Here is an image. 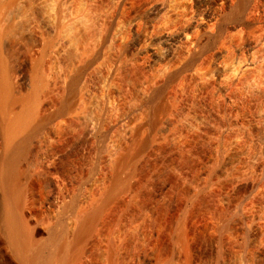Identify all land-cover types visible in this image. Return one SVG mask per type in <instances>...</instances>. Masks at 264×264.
<instances>
[{"label": "bare ground", "instance_id": "obj_1", "mask_svg": "<svg viewBox=\"0 0 264 264\" xmlns=\"http://www.w3.org/2000/svg\"><path fill=\"white\" fill-rule=\"evenodd\" d=\"M98 1L83 0L74 10L71 0H0V191H3L0 196V240L6 243L2 264H145L144 253L150 240L146 238L144 229L153 215H159L160 210L145 208L146 191L139 189L141 183L138 180L134 181V178L125 176L123 172L114 174L113 183L109 181L112 184L107 185V188L111 185L109 189L105 187L106 190L101 193L104 187L98 186L96 191H100V194L92 192L83 196L81 202L71 208L62 206L63 201H67V194L62 192L64 186L53 172V165L68 148L73 132L85 127V137L89 140L97 138L100 132L108 134L111 130H121L122 133L119 132L124 142L129 140V135L135 130L148 127L151 134H155L156 141H159L161 137L171 135L177 126L192 125L194 120L191 116H181L175 111L165 112L160 121L157 120L159 123L155 121V115L158 114L153 112L149 114H154V119L148 121L141 118L136 122L135 129L130 125L136 114L146 111L147 100L154 98L151 89H161L169 80L177 79V74L181 75V71L191 61L196 64L190 66L192 71L200 74L202 80L212 78L209 83L216 84L224 97L232 87L240 84L251 90L262 85L264 0H177V3L173 1L175 5L172 0H152L145 3V14L129 19L126 26H122L123 17L129 3L135 0H108L104 7L96 9ZM28 4H33L34 8L41 11L40 20H36L38 23L35 22V26L31 24L34 26L31 32L37 36L34 52L46 58L49 55L51 61L49 72L44 67L46 65L40 67L45 58L40 57L43 60L39 63L33 62L40 65L36 69L33 67L37 72L33 69L35 74L31 73L35 75L34 79H26L30 81V88L27 84L26 91L16 92L7 71L5 47L7 37L17 31L18 23L27 14ZM174 6L187 16V21L176 28L170 25L153 33L150 27L153 20ZM140 22H144L145 26L138 31L136 27L141 25ZM222 22H228L227 26H221L225 24ZM123 29L127 34H124ZM250 31L259 34V37H249L246 41L245 34ZM242 38L246 41L244 46L238 43ZM211 41H215V44L206 53L205 47ZM184 46L186 50L178 58V49ZM112 49L115 52H111ZM255 50L260 51L258 55L241 59L245 52L253 55ZM108 54L109 60L105 59ZM206 54L211 55L214 64L210 73L202 71ZM228 54L231 55L230 61L225 59ZM144 55L149 57L146 61L154 78L152 76L146 80L150 82L147 86L151 88H146L145 82L136 87L142 93V99L146 100L134 105L130 93L126 92V104L122 108L123 112H120L116 105L118 103L113 102V99L111 101L105 91L111 88L114 77L122 74L125 64L135 63L138 59L140 61ZM236 62L240 64V79L239 75L233 73ZM159 98L156 103L152 102L160 104ZM154 103V107H158ZM112 117L114 120L108 122L107 119ZM254 120L258 124L264 123V108ZM45 122L47 126H44ZM42 127H48L49 130L45 128L47 131H44ZM106 137L108 139L100 143L102 153L98 157L101 158L98 164L118 159V143ZM258 141L256 139V147L253 144L257 148L253 156L247 157L248 161L238 170L234 168L233 176L240 173L258 176L257 173L264 170V142ZM149 152L145 150L141 160L147 158ZM141 162L139 160V164ZM101 164L102 168L104 164ZM35 181L45 184L46 196L43 190L37 189ZM134 196L139 198L138 201L135 199V203L130 199ZM207 202L204 192H195L191 200V212L204 213ZM250 203L257 208L252 218L256 225L253 231L255 234H264V191ZM217 221L216 233L212 235L211 242H214V246L223 247L230 242L226 235V222L223 217ZM177 238L182 239V236ZM163 255L156 254V258L153 257L155 259L146 260L148 264H166ZM185 262L180 258V264ZM236 264H248V261L242 257Z\"/></svg>", "mask_w": 264, "mask_h": 264}, {"label": "rangeland", "instance_id": "obj_2", "mask_svg": "<svg viewBox=\"0 0 264 264\" xmlns=\"http://www.w3.org/2000/svg\"><path fill=\"white\" fill-rule=\"evenodd\" d=\"M81 1L83 0H71L73 3L71 4L75 8L71 7L76 10L77 5ZM148 1L150 2L152 0H135V3H129L127 6L128 8L126 9V14L123 17L122 24H124L122 26H126L125 23H128L131 19L138 17L139 15H144L146 7H143ZM173 1L175 2L177 0H172L171 2L174 3ZM107 2L108 0H99L96 9L104 7ZM175 3L173 5H175ZM27 6L28 11L26 10V7H23L25 8V11H27V14H25L27 17L24 15L22 20L18 23L19 26L17 24V31L15 30V33L13 32L7 37L8 43H6L7 47H5V51L7 52H5V55H7L6 60L8 61L7 71L9 72V78L11 79L16 92H21L23 90L26 91L27 84L29 89L30 81L28 82L26 79H34L33 77L35 75L32 76L31 73H34L35 71L37 74L35 69L36 67H39L40 64V67L46 65L44 67L48 71V66L51 61L49 60V55H46L48 56L46 58L45 55H37L38 53L36 54L34 52L37 36L35 33L31 32V30L32 27L35 26V22L38 23L36 20H40L39 17L41 16V11L36 7L34 8L33 4H28ZM175 7L176 6H174V8ZM23 8L22 10L24 11ZM174 8L171 7L169 12L153 20V23L150 25L153 33H158L164 27H170V25L172 28H176L183 24L184 21H187L185 20L187 16L185 17L180 9L175 8L174 11ZM227 23L228 22H222L223 25L221 26L225 27L227 26ZM144 26L145 24L142 22L141 25L139 24V26L136 27V29L141 31L144 29ZM122 31L124 34H127L125 29ZM249 33L245 34L246 41L249 37H259V34L255 35L252 31ZM244 39L242 38V41L239 39L240 42L238 43L241 46L246 44V41H243ZM214 44L215 41H211L205 47V52L209 53L208 51H210ZM117 48L120 47L117 46ZM112 50L111 52H115ZM118 50V52H120V49ZM178 50V58H181L186 47H181ZM258 52L260 51L255 50L253 55L248 54L249 52H245V55H241V59L251 58ZM228 55L229 56L225 58L226 60H229V58L231 59V55ZM37 57L39 60H37ZM40 57L45 59L43 60ZM148 58L147 55H144L140 58V61H138V59L136 60L137 62L130 63L131 65L125 64L122 68V70L124 69L122 71L123 75H116V78L114 77V81H112L111 88L105 91V94L108 92L107 97H110L109 99H111V101L113 99V102L118 103L116 105H118L120 112H123L122 108L124 103L126 104V101H124V95L126 92L130 93V96L132 97L131 103L134 105L146 100L142 99V93L139 92L137 87L141 82L146 83V88H148V86L150 87V85L147 86L149 81L146 82V80H149L152 76L154 78L152 71L149 70L148 61H146V59L149 60ZM105 59L109 60V54L108 58ZM40 60L45 62L37 64L38 66L33 63H36V61L40 62ZM193 63L191 61L187 64L189 68L186 66L185 70L181 71V75L177 74L176 81L169 80L167 84L160 87L161 89L157 88L155 91H153L154 89H151L153 95L152 98L156 97V100L150 98L151 100L149 101L152 104L147 100V105L149 106V104H151L149 107H146L147 109L145 110L147 112L142 111L136 114L130 122L132 128L135 129L136 122H139L142 119L148 121L151 120V118L154 119V114H158V116L155 115V121L156 123H159L157 120L160 121V118L165 112H179L181 116H191L194 120L192 125L186 127L177 126L174 128L175 130H172L173 133L171 135L166 137L163 136L159 141H156L155 134H151L148 127L138 129V131L135 130L131 136L129 135V140L124 142L122 136H120L121 130H119V132L114 129L115 131L111 130L108 134L100 132L97 138L89 140L85 137V127H81L82 129L80 128L76 131L73 130L75 133L73 132L74 135L68 143L70 146L66 143L69 149H65L66 151L62 150L63 152L55 162L56 164L53 165V172L56 173L62 187L64 186L62 192L65 193L64 195L67 194L66 197L68 198H66L67 201H63L62 204L64 205H61L71 208L72 205L75 206L77 203L81 202L82 198L92 192H99L100 194L101 191L102 193V190L105 191L108 184L113 183V179H115L114 174L123 172L125 176L132 179L134 178V181L138 180L139 184L141 183L139 189L141 191H146V198L143 203L145 208L150 211H155L157 209L160 210L159 215H153L152 220L149 221L144 229L146 238L150 240V245L146 250V254L144 253L146 259L149 260V258H153L154 256L156 258V254H164L163 256H165V259L167 260L166 264H180V258L186 260V264H236L238 260L243 257L248 261V264H264V234H255L253 231V228L256 225L252 218L255 216L257 208L250 203L254 198H257V195L264 191V170L262 171L263 173H257L258 176L255 174H248L247 176L244 174V176L241 175L242 173L238 174L239 176L232 175L234 168L235 170H238L245 165L250 157L253 156L255 153L254 150L257 149H255L257 146L256 139L257 141L259 140L258 142H264V123L260 122L258 124L254 120L258 113L264 108V76L262 85H260L258 89H247L240 84L242 87H240V85L232 87L224 97V95L218 91L216 84L212 85L209 83V80L212 82V78L210 79V77H208L209 80L204 78L202 80V78L199 77L200 74H196L195 70L192 71V67L190 66L196 65L195 62ZM204 63L205 64L202 66L204 69L202 71L205 70L206 73H210L212 71L211 69H214L211 55L208 56V54H206ZM238 64V62L235 63L233 73L237 74V76L239 75L238 78L240 79V76L242 75L240 74L241 70L239 69L240 64L239 66ZM68 66H70V64ZM43 68L41 69L43 70ZM80 72H82V70H80ZM28 77L32 78L29 79ZM158 94L160 98L157 97ZM157 98L160 99L158 102H160L161 107L159 106V103L157 105L155 104L158 100ZM152 101H155V103ZM153 103L155 106L159 107V110H157L158 107H154ZM150 110L155 111L151 112ZM153 112L155 113L151 115ZM108 120L113 121L114 117H112V119H107V121ZM107 121L105 120V123H107ZM44 126H47L46 122ZM45 128L49 130L48 127H44L43 130ZM248 135H251V138ZM106 136L111 137L112 140L114 139V143H118L116 148L119 147V152L116 157L119 160L114 159L110 162L102 160L104 162L98 164L101 159L98 157H100V154L102 153L100 143L105 138L108 139ZM64 148H66V146ZM145 150L150 152L148 156H146L147 158H144L145 160H141ZM125 158L128 159V161H126ZM139 160L140 162H143L139 164ZM136 161H138V163ZM100 164H104L102 168ZM227 166L230 169H228ZM23 181L25 182V179ZM109 181H112V183H109ZM35 182L37 189L43 190L45 192L43 195L46 196L47 190H45V184H41L38 181ZM252 182H254L255 185ZM101 185L104 189L96 191L98 186L101 187ZM110 186H108L107 189H109ZM197 191L204 192L208 202L204 213L200 212L194 214L195 212L192 213L190 207L192 197ZM2 193L3 191L1 190L0 196H2ZM130 199L135 203L139 198L134 196V198L130 197ZM133 199L136 200L134 201ZM218 217L224 218V222H226V235L230 241L228 245L223 247L214 246V242H211L212 235L216 233L215 229L217 225L216 223L218 222L217 220L219 219ZM178 236H182V239H178ZM5 244L6 243H4L3 240H0V264L3 263L2 259H4L3 252H5ZM145 260L143 263L148 264V260Z\"/></svg>", "mask_w": 264, "mask_h": 264}]
</instances>
